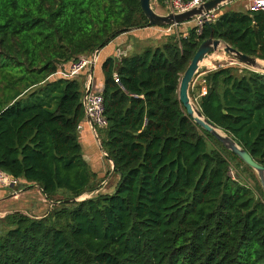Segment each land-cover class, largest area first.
Here are the masks:
<instances>
[{"label":"trees","instance_id":"1","mask_svg":"<svg viewBox=\"0 0 264 264\" xmlns=\"http://www.w3.org/2000/svg\"><path fill=\"white\" fill-rule=\"evenodd\" d=\"M139 1L0 0V92L7 93L0 171L24 182L19 187L37 185L53 204L41 218L14 212L0 219V264H264L256 174L194 123L177 94L209 38L264 61L261 12L225 9L229 3L200 34L191 26L185 36L167 34L161 47L96 65L106 121L96 132L115 183L109 194L65 202L102 180L78 140L92 74H55L129 29L145 28ZM201 80L189 89L191 100L264 167V74L226 66Z\"/></svg>","mask_w":264,"mask_h":264},{"label":"water","instance_id":"2","mask_svg":"<svg viewBox=\"0 0 264 264\" xmlns=\"http://www.w3.org/2000/svg\"><path fill=\"white\" fill-rule=\"evenodd\" d=\"M152 1L153 0H140L139 1L140 9L148 21V24L145 28H149V27L164 28V27L177 26V25L189 23L194 18L198 16L203 17L204 14L208 12L216 11L219 8L235 0H207L200 6L184 11L182 13H166L165 15H161L157 13L152 8ZM133 30H137V29L135 28L129 29V31H133ZM221 44L224 45V49H223L224 53L231 56L232 59L237 62V64H239L240 66L248 70H253L255 72L264 74V66H261L258 63V62H262L261 60L241 54L236 49L223 43L221 40L209 38L203 41L198 46L193 58L191 59V62L189 63L188 67L186 68V70L181 76L180 83L178 86V92H177L178 101L183 106V108L186 110L187 115L193 119L195 124H197L204 131L210 133L228 151H230L235 156H237L247 167H249L250 169L254 171L259 181L263 195H264V167L254 162L251 159V157L246 153V151L240 148L232 138L228 137L216 125H214L207 118H205L202 115V112L200 111L198 106L195 105V103H193V101L191 100L189 96V89H190L191 83L195 75L198 73L200 69L201 62H203V60L206 57H208L210 54H214L218 52L219 51L218 48ZM92 71H93V66H90L89 67L90 74L92 73ZM88 80H89V83H88V87H89V84L91 81L90 76L88 77ZM191 102L194 104L193 109L191 106ZM85 118L88 122H90L88 116H85ZM98 146L101 149L100 143H98ZM102 153L104 152L102 151ZM104 154H105V157H107L106 153ZM82 200H85V199H81V200L70 199L65 202L66 203L78 202ZM57 204L58 203H56L55 205ZM19 213L25 214L24 212H19Z\"/></svg>","mask_w":264,"mask_h":264},{"label":"crops","instance_id":"3","mask_svg":"<svg viewBox=\"0 0 264 264\" xmlns=\"http://www.w3.org/2000/svg\"><path fill=\"white\" fill-rule=\"evenodd\" d=\"M241 5L242 3L239 2ZM193 26V23H185L182 25L176 26L175 30H179L182 26ZM162 35H167L164 33V28H157V27H149V28H143V29H137L133 31H128L117 38H115L113 41H111L105 48L98 51L97 55V61L93 65V71H92V90L98 94H100L102 87H103V80L100 74V71L97 67L95 70L96 65H99L101 62H103L108 57H115L116 55L123 56L124 53H128L130 50L134 49V42L131 41L129 36H134V38H137L139 40L147 39L149 37H153L156 39L157 37H160ZM185 35V34H183ZM137 43H135L136 45ZM149 48V47H147ZM145 49V48H144ZM143 49V50H144ZM142 50V51H143ZM141 51V52H142ZM138 54V53H137ZM125 57V56H124ZM98 63V64H97ZM89 70V69H88ZM90 73V72H89ZM90 76V77H91ZM91 78V79H92ZM86 88L88 87V77L86 81ZM91 82V81H90ZM90 86V84H89ZM93 93V92H92ZM78 140L81 145L82 149V158L84 162L88 165L89 170L96 174V181H100L101 183H108L109 180H111L112 175L111 171L113 169V165L110 161L106 160L103 157L102 150L98 146V143L96 142V139L94 138L93 134L91 133L90 124L85 119V121L81 124L80 129L78 130ZM109 172V174L106 176V174ZM99 182V184H100ZM113 182L115 183V179H113ZM24 183V182H19ZM25 188H39L37 185L34 184H24ZM17 190V189H16ZM23 194V193H22ZM20 194V195H22ZM20 195L16 193L15 188H3L0 186V219L5 217L8 214L14 213L16 210H12L8 203L10 201H16L17 199H20ZM25 213V212H24ZM32 216V215H31ZM37 218H41L38 216Z\"/></svg>","mask_w":264,"mask_h":264},{"label":"built area","instance_id":"4","mask_svg":"<svg viewBox=\"0 0 264 264\" xmlns=\"http://www.w3.org/2000/svg\"><path fill=\"white\" fill-rule=\"evenodd\" d=\"M165 5L168 13H182L192 8L198 7L205 2V0H192L185 2L183 0H161ZM240 1L244 10L248 12H261L264 14V0H235ZM217 11V10H216ZM216 11L208 12L203 17L194 18L191 23L196 28L197 34H200L204 25L214 23L217 19ZM178 26V25H177ZM176 26L164 27V33L170 34L175 32ZM185 36V35H184ZM98 51H94L89 56H83L78 60L72 62L65 69L58 70L55 77L71 80L76 78L84 70H88L90 66H93L97 61ZM113 80L116 84H119L117 75H114ZM206 94L204 87L201 88V96ZM82 104L85 111V116H88L90 122L91 133L96 139L97 143H100L97 136V129H102L106 126L104 118V105L101 94L92 93L86 90L82 98ZM103 157H105V154ZM19 184L18 180L0 171V186L3 188H15ZM17 193V192H16Z\"/></svg>","mask_w":264,"mask_h":264},{"label":"rangeland","instance_id":"5","mask_svg":"<svg viewBox=\"0 0 264 264\" xmlns=\"http://www.w3.org/2000/svg\"><path fill=\"white\" fill-rule=\"evenodd\" d=\"M229 7H233L236 10H242L243 9V5H241L239 2H235V1H233L232 4L230 3L225 9H227ZM152 8L157 13H159L161 15L166 14V9L162 8L161 4L157 0L152 1ZM189 27L190 26H188V25L182 26L179 28V30H175L174 33L186 34ZM166 37H167L166 35H162L160 37H157L156 39H154L153 37H149L147 39L139 40L137 38H134V36H129L131 41L134 42L135 48L130 50L128 53H124L123 56L126 57V56H130L133 54L140 53L144 48H147V47L153 48V49L161 47L165 43ZM135 43H137V44L135 45ZM219 58H221V59L219 60ZM210 62L212 64V67H208ZM260 63L264 64V61H262ZM226 66L237 67L239 69L243 68L242 66L237 64V62L235 60H233L231 56L225 54L224 51H222V50L218 51L214 54H210L202 62V65L200 66L198 73L195 75V77L191 83L190 90L193 89V87H195L197 85L203 86V81L201 79L208 71H213V70H216L218 68H223ZM5 96H7L6 92H4V93L0 92V101L3 100L5 98ZM193 103H195V102L193 101ZM193 103H192V105H194ZM195 105H196V103H195ZM230 175L233 177V171H230ZM113 179L109 180V182L107 184L106 183L103 184L100 182L97 190L90 192V193L83 194L82 196H80L78 198V200L89 199V198L97 195L98 193H101V194L111 193L113 191V184H114ZM250 183L253 184L252 182H250ZM15 191L19 195L22 193L23 194L20 195V199H17L16 201H10L8 203V206L12 210L17 209L14 212H25L24 215H28L30 217L37 218L38 216H40V217L45 216V214H47L53 206V204H51L50 202L47 201V199L41 193V190L39 188H32V189L28 188V189H26L25 186L21 184L20 187L19 186L15 187Z\"/></svg>","mask_w":264,"mask_h":264},{"label":"bare ground","instance_id":"6","mask_svg":"<svg viewBox=\"0 0 264 264\" xmlns=\"http://www.w3.org/2000/svg\"><path fill=\"white\" fill-rule=\"evenodd\" d=\"M219 51H223V49H224V45L223 44H221L220 46H219ZM218 59V58H217ZM221 58H219V60H220ZM205 60V59H204ZM203 60V61H204ZM259 63V65H261V66H264V64H261L260 62H258ZM202 65V62H201V64H200V66ZM208 67H212V64H211V62L209 63V65H208ZM191 106H192V109L194 108V105H192V103H191Z\"/></svg>","mask_w":264,"mask_h":264}]
</instances>
